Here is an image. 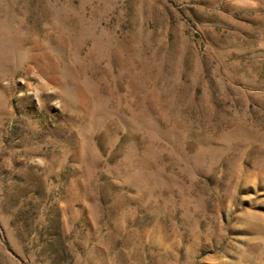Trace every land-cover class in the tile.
Segmentation results:
<instances>
[{
  "label": "rangeland",
  "instance_id": "obj_1",
  "mask_svg": "<svg viewBox=\"0 0 264 264\" xmlns=\"http://www.w3.org/2000/svg\"><path fill=\"white\" fill-rule=\"evenodd\" d=\"M0 264H264V0H0Z\"/></svg>",
  "mask_w": 264,
  "mask_h": 264
}]
</instances>
